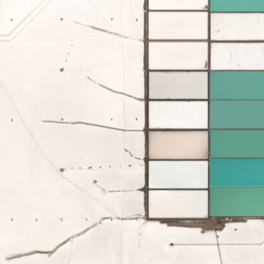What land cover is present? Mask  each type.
<instances>
[{"label": "snow or ice", "instance_id": "1", "mask_svg": "<svg viewBox=\"0 0 264 264\" xmlns=\"http://www.w3.org/2000/svg\"><path fill=\"white\" fill-rule=\"evenodd\" d=\"M256 79L264 0H0V264H264Z\"/></svg>", "mask_w": 264, "mask_h": 264}, {"label": "water", "instance_id": "2", "mask_svg": "<svg viewBox=\"0 0 264 264\" xmlns=\"http://www.w3.org/2000/svg\"><path fill=\"white\" fill-rule=\"evenodd\" d=\"M221 103L232 105L231 113L244 127L224 128L221 131L253 133L245 139V150L259 153L261 147V123L264 121V84L259 79L239 81L225 90ZM218 177L223 184L243 182L258 186L264 182V161L259 155L251 159L222 157L218 162ZM259 204V193L254 196ZM229 210L228 208L224 209ZM224 218V217H219Z\"/></svg>", "mask_w": 264, "mask_h": 264}, {"label": "bare ground", "instance_id": "3", "mask_svg": "<svg viewBox=\"0 0 264 264\" xmlns=\"http://www.w3.org/2000/svg\"><path fill=\"white\" fill-rule=\"evenodd\" d=\"M217 219H224V218H217ZM203 223H205V226H213L215 225L216 220H211V221L203 222Z\"/></svg>", "mask_w": 264, "mask_h": 264}]
</instances>
